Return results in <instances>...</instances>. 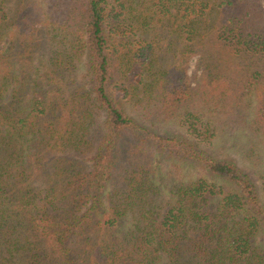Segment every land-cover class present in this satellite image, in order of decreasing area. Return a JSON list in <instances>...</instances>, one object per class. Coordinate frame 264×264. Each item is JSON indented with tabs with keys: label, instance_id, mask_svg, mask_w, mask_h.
<instances>
[{
	"label": "trees",
	"instance_id": "1",
	"mask_svg": "<svg viewBox=\"0 0 264 264\" xmlns=\"http://www.w3.org/2000/svg\"><path fill=\"white\" fill-rule=\"evenodd\" d=\"M29 1L0 0V264H264V174L259 187L202 148L214 122L190 110L175 62L203 53L209 90L229 104L251 105L253 92L252 159L264 151V12L238 18L232 0H72L62 17ZM129 17L142 33L155 27L147 47L121 36ZM118 83L148 125L125 111ZM171 115L184 134L154 130ZM155 160L173 180L167 199Z\"/></svg>",
	"mask_w": 264,
	"mask_h": 264
},
{
	"label": "rangeland",
	"instance_id": "2",
	"mask_svg": "<svg viewBox=\"0 0 264 264\" xmlns=\"http://www.w3.org/2000/svg\"><path fill=\"white\" fill-rule=\"evenodd\" d=\"M108 1L110 2L109 7L116 5L115 0ZM123 1H126L125 4L128 2V0ZM29 2L31 4H38L39 9L43 8L48 12L50 11L54 14H59L62 17L67 14L69 8L73 4L72 0H30ZM231 2L232 5H235V8H233L231 13L238 18L243 14L242 12H246L247 9H249L250 13L255 17L259 14V10L264 12V0H232ZM127 20L128 21L126 22L125 26L126 32L124 35H121L123 39L125 41L128 40L129 42H131L132 46L134 47L133 51H136V48H143L145 46L147 47V43L151 42V38L155 33V27H152L150 25L146 28V31L142 33L141 31L132 28L133 21L130 17L127 18ZM213 43L216 47H218V45L216 44L217 40H215ZM167 46V40L159 41V47H163L162 51L168 52L169 49ZM141 50L145 57L144 50ZM220 52L224 56H226L225 51L220 49ZM179 56V53H177L175 62L178 66L184 67L188 74L191 87L193 88V98L195 106L190 107V110L199 111V113L202 114V119L204 121L207 120V117L211 122H214V135L212 137H209L211 138V140L209 141V143L203 144L202 148L216 157L229 158L236 161L241 166V168L249 174L250 178L256 183V185L260 187V176L264 174V151H260L259 154L256 153V155L254 154L255 157H251L252 159L250 160L246 158L245 153V149L249 148V146L247 147V145L251 136L249 135L248 130L245 129V124L246 122H249L254 115L253 108L255 103L252 101L253 92L252 94L250 93L247 96V99L251 105H248V103L245 104L244 101L240 107H237L234 104H229L228 101L230 98L226 96L224 98L221 93L220 97L216 98L215 95L217 94V91L209 90L210 83L208 81V78L204 75L206 62L203 61V53L195 54L183 61L180 60ZM144 57L141 56L140 59L143 61ZM163 64L160 63L161 66H165L168 65V62L166 61V64ZM78 68L79 69L76 71L77 79L82 80V64H80ZM134 77L136 85L138 87H141L142 83L138 82V76L135 75ZM113 89L114 93L122 98L120 102H123L125 111L129 115L135 116L136 119L139 120V122L148 125L149 121H144L139 117L138 112L136 111L137 106L135 105V102L129 97H124V87H122L120 83H118L113 87ZM138 96L144 98L142 92L139 93ZM202 101H204L205 104H203ZM162 118L163 116H160V118L154 121L155 124H153V128L157 132L163 133L172 131L180 134L185 133L178 124L173 123L177 122L174 121L176 119L173 116L171 118H168V120L166 121L162 120ZM164 122L169 123L166 124ZM154 164H156V171L154 172V175L157 178L156 182L161 184L162 187V194L159 196V198L161 197L167 199L169 197V187L173 182L171 177L165 176L168 170V166L160 160H155ZM181 174L184 176V178H187L190 175L192 178H197L201 175V172L197 169L186 170L184 168L181 171ZM160 175L163 176L162 180L158 179L159 177L161 178Z\"/></svg>",
	"mask_w": 264,
	"mask_h": 264
}]
</instances>
